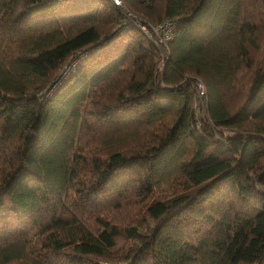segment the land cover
Returning a JSON list of instances; mask_svg holds the SVG:
<instances>
[{
  "label": "trees",
  "instance_id": "16d2710c",
  "mask_svg": "<svg viewBox=\"0 0 264 264\" xmlns=\"http://www.w3.org/2000/svg\"><path fill=\"white\" fill-rule=\"evenodd\" d=\"M124 2L0 0V264H264V0Z\"/></svg>",
  "mask_w": 264,
  "mask_h": 264
},
{
  "label": "built area",
  "instance_id": "2783aa9c",
  "mask_svg": "<svg viewBox=\"0 0 264 264\" xmlns=\"http://www.w3.org/2000/svg\"><path fill=\"white\" fill-rule=\"evenodd\" d=\"M112 1L126 10L124 0H112ZM128 15L131 17V14H128ZM131 20H132V23L136 25L137 27H139L140 29H142L148 37L152 38V32L154 31L158 35V41L160 42H165L168 38H170L172 34L171 32L173 29V23L171 21H165L164 23L155 24V25H152L150 28L148 25L141 23L138 19H133L131 17ZM106 42L100 43L101 44L100 46H102ZM87 54H88V51L84 52V55H87ZM77 59L78 60L80 59L79 56L77 57ZM64 72H65V69L63 70V73ZM65 74L66 73L62 74V77L60 80L64 78ZM195 85H196V88H197V91L200 97L206 98L208 95V92H207V87L205 83L201 79H196Z\"/></svg>",
  "mask_w": 264,
  "mask_h": 264
},
{
  "label": "rangeland",
  "instance_id": "374dc122",
  "mask_svg": "<svg viewBox=\"0 0 264 264\" xmlns=\"http://www.w3.org/2000/svg\"><path fill=\"white\" fill-rule=\"evenodd\" d=\"M91 50H92V48H91ZM83 56H85L84 55V52H82V53L79 54V58H81ZM77 60H78L77 57H75L73 60H71V63L70 64L66 65L65 72H64L66 74H65V76L63 78L64 80L67 79L73 73V71L77 68V66L79 65L78 62L76 63ZM64 73H62V74H64ZM62 74H61V76H62ZM59 87H60V85H59V79H57L55 82L52 83V85H49V88L47 89V92H46V96L49 97V95L55 93L56 90ZM202 98L203 97H200L199 96V103H198L199 107H200L201 103L203 102ZM200 109H201L200 112L203 111L202 110L203 108H200ZM156 194H157V197H158L160 194H162V192L161 191H158ZM141 215L142 214H139L138 216H136V219H134V220L141 219ZM100 264H108V263L107 262H102Z\"/></svg>",
  "mask_w": 264,
  "mask_h": 264
}]
</instances>
